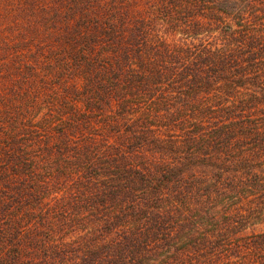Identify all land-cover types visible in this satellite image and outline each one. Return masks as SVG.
Here are the masks:
<instances>
[{
    "label": "trees",
    "instance_id": "trees-1",
    "mask_svg": "<svg viewBox=\"0 0 264 264\" xmlns=\"http://www.w3.org/2000/svg\"><path fill=\"white\" fill-rule=\"evenodd\" d=\"M0 264H264V0H0Z\"/></svg>",
    "mask_w": 264,
    "mask_h": 264
}]
</instances>
